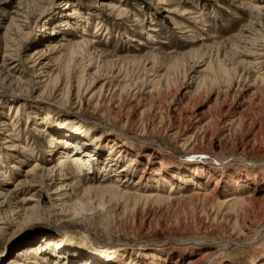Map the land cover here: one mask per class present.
I'll return each mask as SVG.
<instances>
[{
	"label": "rangeland",
	"instance_id": "374dc122",
	"mask_svg": "<svg viewBox=\"0 0 264 264\" xmlns=\"http://www.w3.org/2000/svg\"><path fill=\"white\" fill-rule=\"evenodd\" d=\"M9 49L24 73L14 86L21 97L0 101V125L19 113L0 133V193L36 164L84 161L79 176L67 165L64 179L56 173L42 188L16 191L18 201L35 195L24 207L37 202V210L0 229V264H163L159 255L186 264L207 247L213 253L195 264H264V0H0V68ZM197 119L211 126L207 137L189 126ZM178 131L198 135L197 149L184 147ZM113 141L126 146L111 152ZM135 157L134 176L122 173ZM160 162L169 166L163 177L179 184L176 195L193 188L190 178L207 188L218 182L223 198L253 194L244 222L251 240L232 242L238 206L229 221L202 229L197 203L143 211L140 199L84 192L116 180L132 195ZM196 163L206 174L196 175ZM13 206L0 208V220ZM160 213L163 230L154 222L139 229L142 216ZM192 239L211 246L180 243Z\"/></svg>",
	"mask_w": 264,
	"mask_h": 264
},
{
	"label": "bare ground",
	"instance_id": "6f19581e",
	"mask_svg": "<svg viewBox=\"0 0 264 264\" xmlns=\"http://www.w3.org/2000/svg\"><path fill=\"white\" fill-rule=\"evenodd\" d=\"M19 5H20V1L18 2L17 6H16V11L13 12L14 15L16 13L15 16L18 15V17L20 16V14H17V12H18L17 10L20 9ZM114 8H112V9H114ZM18 21H21V19ZM10 52H13V50L9 49V50L5 51L2 63L5 67V64L7 63V61H13L12 66H10L7 70L4 67L0 68V77L2 78L3 81H6V83H7V85L5 86L7 89L3 88V90H0V101H2L6 97L7 98L8 97H10V98H20L21 97V91L19 89H16L15 87H17L16 83L21 82V76L23 75L24 72L20 71V69L17 70L19 68L18 66H21L18 64V62L20 63L21 61H20V59L17 60V57L13 53H10ZM262 55H260V56L262 57ZM261 62L263 63V61H260V63ZM4 91H6V92L9 91V94L11 96L9 94H5ZM18 116H19V113L17 112L15 119H12L10 121V123L4 122V124L0 125V130H1L0 133L2 131L8 132V127H10L12 124L14 125V123H16ZM189 119H192V117L191 118L189 117ZM187 122H188V120H187ZM189 124H190L189 126L197 127V129H199V133L201 134V132H203L204 136L207 137V135H205L206 134L205 132L208 130V127L210 126L208 123L205 125L204 124L202 125L201 121L197 119L195 121L190 120ZM200 124H201V126H200ZM230 124L232 125L233 122ZM230 124L229 125L227 124V126H225L224 128L229 127ZM210 128H211V126H210ZM229 128L226 129V132H230ZM5 136L10 137L9 133H6ZM175 136L179 137L181 139L182 145L184 147L191 149V150L197 149L198 144L201 143L199 138H198V135L196 136L195 134H193L192 136H188L187 133L178 131L177 133H175ZM202 139H204V138H202ZM213 142H214V143H212L213 146L216 144L218 146H221V140L220 141L219 140L213 141ZM124 146H126V141H123L122 144H118V145L113 141L111 152H113V150L115 148H123ZM65 154H68V153L66 152ZM148 157L149 158L147 159V161L149 162L151 155H149ZM219 157H221L220 159H224V157H222L221 155H219ZM136 158L137 157H135V159H132L131 161L127 162L125 164V166L121 169L122 170L121 172L122 173H124V172L128 173L129 174L128 176H132V175L134 176V174H135L134 166L136 165ZM61 159H65L66 162L61 160L59 165L54 167V168H46V167L38 168L37 164H36L33 169L28 170L27 172L24 173V176H22V179H20V181L16 184L14 189H12L7 194L0 193V200L2 199V202H0V208H3L9 204L14 205L12 210L6 216V218L0 220V221H2L0 224L5 225V226H2L0 228L3 232L5 229L4 227L14 226L15 223L21 217L27 216L28 214L30 215L31 213H34L37 210V205H38L37 202H35V204L30 208L24 207V205L28 201H36L37 200V199H34L35 195L29 196L28 198L22 199L19 201L16 200L17 199V194H16L17 192L16 191H18L19 188H27V187L33 188V187H36L35 186L36 183L39 187L42 188L43 186H46L45 181L51 180L56 173H58V176L61 177L60 180H62V179H64V176H65L64 175V167L67 165H69L70 170H74V172H72V173H76L77 176L80 175L82 169H80L81 167H79V165H83V161H84L83 158L81 159L78 155H75L69 159V156L65 155ZM199 160H201V159H199ZM194 166L196 167L194 169V171L196 172L197 176L199 175L198 172L199 173L201 172L202 175L206 174L205 164L196 163ZM198 169H201V170L198 171ZM209 169L211 170V168H209ZM38 171L39 172L41 171V173H38ZM168 171H169L168 164H166L164 162H160L158 168L152 172V176L148 180L150 182L145 180L144 175H141L139 179L135 180V184H133L132 187H137V185L140 187H138L136 190L133 189L134 191L132 192L133 193L132 195L129 193V191L120 190L117 187L118 182L116 180L111 181L109 183V185H107V186L92 185V186L86 188L84 192L95 193V194H98L101 192L102 194L109 196L108 198L112 199V200H119V199L120 200L121 199L129 200L132 198L133 200L136 201V199L137 200L140 199V200H143L142 202H144L143 206L141 207L143 211H147L149 208H153V209L160 208V207L170 208L177 203L178 204L181 203V207L184 208L187 205L193 206L195 203H197L198 207H195V205H194L193 209L195 211H198V209H200L201 212H206V217H205L206 219H204L205 221L200 220L199 221L200 223L198 222L200 224L199 225L200 228H202V229H207V227H208L207 224L210 222V220H212V221L228 220L229 221L230 217H228V211L232 207L238 206L239 208H241L240 209L241 214H239L240 215L239 217L237 216L238 219L236 220L234 226H232V228L230 229V231H231L230 235L233 234L235 236V238H234L235 240H233L232 242L237 243V244H239V243L244 244V243H246L247 240H251V236H249V233L251 234L252 231H250V227L246 228V225L244 224V222H245V218H246V221H247V219H249L248 216H246V215L249 212L250 204L256 201L255 197H253V194L252 195H250V194H248V195L236 194V195H232V196L227 197V198H223L221 196V194L219 193V191L216 190V187L218 186V182H215L213 184L212 188L211 187L207 188L208 186L206 184H201L200 182L198 183L195 180L190 178V181L194 185L193 188L190 189L189 191H187L186 193L179 192V194L176 195L175 193H177V188H178L179 184H177L176 182L172 183L171 182L172 180L163 177V175L167 174ZM128 176L126 175L125 179L123 180V183L129 182L130 178L128 179L127 178ZM205 177H208V176H205ZM182 179L183 178L181 176L180 180H182ZM103 182H104V180H102L100 183H103ZM161 182H164L163 183L164 186L162 185ZM150 183H155V186L150 185ZM166 184H168L169 188L165 192ZM78 185H79V181H76V182L72 183L71 187L75 189V188H77ZM203 185L205 188H203V190H202L200 187H202ZM91 189H93V190H91ZM127 189H129V188L127 187ZM152 189L156 190L158 193L155 195H151L152 193H149V191L151 192ZM216 193H217V195H216ZM119 202H121V201H119ZM39 203H40V201H39ZM133 208H134V213H135L134 216H135V218H138L139 213L136 212L137 209L135 208V206ZM0 212H1V209H0ZM158 212H159V210H158ZM172 212L174 213V211H172ZM154 215L150 216V217L149 216H142L140 218L141 225H140L139 229L149 231L150 228H152L151 225L154 222L155 226H157L158 228L163 230V227H164L165 222H166V218H165L166 213H165V215L163 213L157 214V216H154ZM241 215H244V216H241ZM106 235H107V238L108 237H110V239L113 238L111 233H107ZM253 238H254V236H253ZM180 243H182L181 245L193 244V245L199 246V247L203 246V248H205L204 245H206V242L204 240H200V239L182 240V241H180ZM207 246H211V245H206V247ZM210 249L212 251H210V252L207 251L203 256H200V258H198L197 260H199L201 262L202 260L205 259V257L210 256L213 253V248L207 247L204 250V251H206V250H210ZM149 250H150L149 252L152 253L151 254L152 257H154L155 256L154 253H156V250L153 248H151ZM157 259H158V261H163L162 262L163 264H167V257L166 256L161 257L159 255L157 257ZM197 260H195V261H197ZM179 261L180 260L177 258L175 260L174 264H177V262H179ZM195 261H189L186 264H195L194 263ZM10 264H18V263L15 260H12V261H10ZM31 264H35V262L34 261L31 262ZM155 264H156V262H155ZM182 264H185V263H182Z\"/></svg>",
	"mask_w": 264,
	"mask_h": 264
}]
</instances>
